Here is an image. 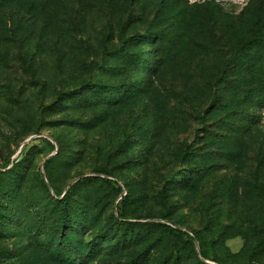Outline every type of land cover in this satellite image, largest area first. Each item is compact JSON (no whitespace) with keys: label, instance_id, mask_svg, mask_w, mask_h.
Listing matches in <instances>:
<instances>
[{"label":"rangeland","instance_id":"rangeland-1","mask_svg":"<svg viewBox=\"0 0 264 264\" xmlns=\"http://www.w3.org/2000/svg\"><path fill=\"white\" fill-rule=\"evenodd\" d=\"M262 93L264 0H0V264H264Z\"/></svg>","mask_w":264,"mask_h":264},{"label":"trees","instance_id":"trees-1","mask_svg":"<svg viewBox=\"0 0 264 264\" xmlns=\"http://www.w3.org/2000/svg\"><path fill=\"white\" fill-rule=\"evenodd\" d=\"M261 11L258 10L257 12V20H256V32H259L260 29H262L263 27V22H262V19H261ZM150 35H153L152 32H146L145 33V38L148 39L149 37L153 38V36H150ZM261 38V34L260 33H256L252 36V38L248 39L246 42H244L243 45H241L239 48H238V51L239 53H242L247 46H250V45H263V43L261 41H259ZM157 39V38H156ZM155 39V41H156ZM154 41V40H153ZM258 41V42H257ZM255 42V43H254ZM124 53V52H122ZM125 57L128 58V63L130 66L138 63V59L141 60V63L143 62V59H142V55L141 54H135V55H132L130 56L129 53H126L124 54ZM149 65V62H146L144 63V66H148ZM148 84H149V77L145 80H142L141 82V86L138 87V84L136 86V90L135 92L137 91H141L142 89H145L146 87H148ZM243 101L245 102V104H249V110L247 109H243V110H240L238 112V117L239 119L243 122L242 126H240V131L241 132H245L247 131V129L249 128L250 126V122H252L251 120L253 119V116L250 112V109L251 108H255V107H259V108H263L264 107V93H262L258 99H257V102L255 103H248L247 102V98H243ZM219 103V97H218V94L217 93H213L212 97H211V100H210V103H209V107L212 109L214 106H216V104L218 105ZM254 120V119H253ZM226 130V129H224ZM223 130V131H224ZM228 131V130H227ZM209 131L207 130V128H204V130H201L199 132V134H207ZM198 135H196L195 137L198 138ZM42 142H44L45 144H47L51 149H53V145L51 142H49L47 139H40ZM8 163V162H7ZM7 163H5L4 165H0V180L1 182L3 183H8L10 180L14 179V176L13 174H15L11 169H7ZM16 175V174H15ZM111 180V179H110ZM82 181H78V183H81ZM109 183H113V182H109ZM40 185L41 187L43 188V190L47 193H49V190L45 184V182L43 180H40ZM75 186L72 185L71 188H69V190L63 195V197L61 199H55V204L59 205L61 207V210L62 213H59V221L60 219L65 223L66 222V219H67V205H66V200L67 198H69V196L67 194H70L72 192V190H74ZM0 195H3V192L2 190L0 189ZM0 207H4V206H0ZM114 225H117V226H120V227H123V228H130L133 226V224L129 221H126L124 218H122L121 215H117L116 216V219L113 223ZM158 226L160 227H163L167 230H169V232H171L173 235H175V237L177 238H187L189 241H195L197 242L198 244V252H199V256L202 260H208L207 258V255H206V252H205V248H204V240L200 239L199 237H197L196 235L192 234L191 236H189L186 232H182V231H178L176 229H171L169 228L168 226L166 225H163V224H158Z\"/></svg>","mask_w":264,"mask_h":264}]
</instances>
